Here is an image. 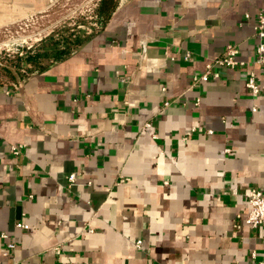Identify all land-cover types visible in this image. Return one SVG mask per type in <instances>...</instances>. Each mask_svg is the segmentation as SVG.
<instances>
[{"label": "crops", "instance_id": "obj_1", "mask_svg": "<svg viewBox=\"0 0 264 264\" xmlns=\"http://www.w3.org/2000/svg\"><path fill=\"white\" fill-rule=\"evenodd\" d=\"M58 1L0 0V30ZM113 4L70 54L0 79V264H264V226L243 223L264 192V71L256 97L244 68L192 83L226 45L252 60L264 0Z\"/></svg>", "mask_w": 264, "mask_h": 264}, {"label": "rangeland", "instance_id": "obj_2", "mask_svg": "<svg viewBox=\"0 0 264 264\" xmlns=\"http://www.w3.org/2000/svg\"><path fill=\"white\" fill-rule=\"evenodd\" d=\"M81 1H58L46 14L0 30V79L15 84L21 82L19 74L12 67L15 57L20 59L18 62L22 67L29 51L43 54L49 52L50 43L54 42L61 49L74 40L85 39L86 34L95 27L96 0L87 5H79ZM49 58L40 59L46 63L50 61ZM21 72L19 69V73Z\"/></svg>", "mask_w": 264, "mask_h": 264}, {"label": "built area", "instance_id": "obj_3", "mask_svg": "<svg viewBox=\"0 0 264 264\" xmlns=\"http://www.w3.org/2000/svg\"><path fill=\"white\" fill-rule=\"evenodd\" d=\"M253 35L257 40L253 51V57L251 61L244 62L237 58L238 49L234 45H226L222 55L215 59L213 63L206 64L204 71L198 77L192 78V83L196 84L198 82H206L209 79L218 78V73L211 71L212 67H224L228 69H246V78L244 85L249 91L252 97H256L259 93L258 85L255 81V75L252 71V67H257L258 69L264 71V15L259 12L256 15L255 25L253 27ZM164 103L163 106H166ZM148 126V125H145ZM192 132V130H191ZM207 134H211V131L207 130ZM185 140V137L182 138ZM22 145L10 146L9 153L12 156H17L22 150ZM69 184H73L75 181V175L70 174L66 177ZM123 182V179H120ZM247 212L243 219V223L251 229H256L257 227L264 226V192L257 189H249L245 195ZM14 228L26 230L27 226L21 222H15ZM235 228H239L236 224ZM2 240H6L7 236L5 234H0ZM136 247H139L140 242L134 243ZM14 251V243L12 241L6 242L2 255L9 256Z\"/></svg>", "mask_w": 264, "mask_h": 264}, {"label": "trees", "instance_id": "obj_4", "mask_svg": "<svg viewBox=\"0 0 264 264\" xmlns=\"http://www.w3.org/2000/svg\"><path fill=\"white\" fill-rule=\"evenodd\" d=\"M114 8L113 0H99L95 9V18L96 22H104L106 18L110 15ZM96 23V24H97ZM95 24V25H96ZM80 41L74 40L71 43L65 44L61 49L58 47L57 44L50 43V50L49 52L39 54L37 51H29L27 55H25L24 58V66L20 67L18 62V57H15L14 64L12 67L15 69V71L19 74L21 81L26 78L29 74L40 71L41 69L45 68L46 66H49L57 61H59L61 58L65 57L66 55L70 54L74 48L79 44ZM41 57H50L49 62L43 63L40 59ZM14 58V57H13ZM20 61V59H19ZM19 69H21V73H19Z\"/></svg>", "mask_w": 264, "mask_h": 264}, {"label": "water", "instance_id": "obj_5", "mask_svg": "<svg viewBox=\"0 0 264 264\" xmlns=\"http://www.w3.org/2000/svg\"><path fill=\"white\" fill-rule=\"evenodd\" d=\"M19 84V83H18Z\"/></svg>", "mask_w": 264, "mask_h": 264}]
</instances>
